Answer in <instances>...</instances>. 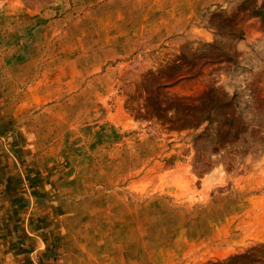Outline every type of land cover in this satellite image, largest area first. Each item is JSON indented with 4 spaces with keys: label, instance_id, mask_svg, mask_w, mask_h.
<instances>
[{
    "label": "rangeland",
    "instance_id": "obj_1",
    "mask_svg": "<svg viewBox=\"0 0 264 264\" xmlns=\"http://www.w3.org/2000/svg\"><path fill=\"white\" fill-rule=\"evenodd\" d=\"M0 264H264V0H0Z\"/></svg>",
    "mask_w": 264,
    "mask_h": 264
}]
</instances>
